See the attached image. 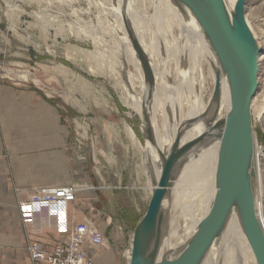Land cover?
I'll return each instance as SVG.
<instances>
[{
    "label": "rangeland",
    "instance_id": "obj_1",
    "mask_svg": "<svg viewBox=\"0 0 264 264\" xmlns=\"http://www.w3.org/2000/svg\"><path fill=\"white\" fill-rule=\"evenodd\" d=\"M114 1L0 0V82L36 90L57 106L71 133V148L83 154V183L119 187L111 196L99 194L97 205L99 210H104V216L97 219L96 225L92 223V227L105 232L101 246L113 251L118 264H127L126 250L130 246L131 235L144 215L152 193L147 172L144 171V162L147 163L144 157L148 146L153 143V120L156 119V125L160 126L163 114L168 110L166 101L159 111L160 85L172 88V107L178 110L181 107L184 114L189 108V99L194 101L196 90L180 83L188 64L182 62V66L179 64L177 68L174 55L163 56V71L156 70L159 72L155 73L152 67H148L154 75L150 71L146 76L144 66L138 62L140 69L137 72L121 44L122 34L114 23L117 21L113 22L118 14V3ZM132 2L134 4L130 5H134L137 14L143 16L136 18L132 15V22L144 24L146 29L142 32L144 30V37L148 39L156 27L153 19L144 23V18H149L154 11L151 1ZM245 6L248 24L260 42L258 52L263 53L264 0H246ZM171 22L172 34L167 35L168 40L173 35L178 37V26L174 20ZM132 24L130 19L123 24L127 35L133 32ZM133 50L136 51L135 48ZM156 60L154 57L149 64L157 63ZM198 67L194 66V71L186 73L193 85L199 81ZM139 75L142 85L138 84ZM200 75L204 80L200 90L201 101L205 103L214 87L212 71L205 61L202 62ZM257 83L251 113L257 150V215L264 225V62L258 68ZM147 90H150V95L145 101ZM147 110H150L149 115ZM96 170L99 175H96ZM182 177V184L177 188L180 195L176 198L174 194L171 205L175 206L173 201L177 199L182 207L191 199L193 187L189 186L192 177L190 180ZM106 216L111 219L109 225L104 221ZM113 228L118 237L111 232Z\"/></svg>",
    "mask_w": 264,
    "mask_h": 264
},
{
    "label": "bare ground",
    "instance_id": "obj_2",
    "mask_svg": "<svg viewBox=\"0 0 264 264\" xmlns=\"http://www.w3.org/2000/svg\"><path fill=\"white\" fill-rule=\"evenodd\" d=\"M116 1L118 3V5H116L118 8V14L116 13V16H114L113 22L117 21L114 23L118 25V30H120L119 33L121 32L120 34H122V37L119 38L121 40V44L124 45V47H121L126 49V53L129 55V59H132V62L134 63L138 73L140 69L138 62L144 66L143 71L145 72L146 76L150 71L153 74L154 72H159L156 70H162L164 68L163 56L168 58V56L174 55L176 60L175 66L177 68H179V64L182 66V62L187 63L188 68H185L186 73L188 71L190 72V70L192 71L194 66H199V81L197 84L193 85L192 79L187 76L188 73H183L184 75H182V77L180 76L181 78L179 77L180 83H182L183 85L185 84V86L187 85L188 87H194V90H196L195 99L194 101L189 99V102L187 103L189 108L187 107L185 114L180 109L181 107L179 108V110L178 108H173L174 106L172 104V88L167 85H164L165 88H162L160 85L159 90L161 92V104L159 107V111L163 109L166 101L168 102V110L163 114L162 120L160 121V126L156 125V119L153 120L155 123V125L152 126L153 132L151 131L153 135V143L148 146L145 154L146 157H144L146 158L147 162H144V171L147 172L149 184L153 189L160 176L164 161L171 153V151L175 149V140H177L178 142L177 147L180 148L190 142L201 139L198 144H196L187 153L176 160L173 167L175 180L169 182L167 197L163 204V218L159 230L158 244L153 260L157 262L163 260H173L185 250L194 234L196 233L200 222L209 213L215 197L217 159L221 138L218 133H210L209 130L213 124L225 118L229 113V84L225 70L222 68L208 38L195 19L192 11L180 0H150L152 6L151 9L153 8L154 11L153 13L151 11V15H149V18H144L146 20H144V23H149L148 20L151 21L153 19L156 27L153 28L154 31L153 33H150V37L148 39H145L144 37V30L146 29L144 28V24L137 23V21L136 23L135 21L132 22V15L136 18H143V16L137 14L138 11L137 9L135 10L134 5H130L132 3L134 4V2H132V0L131 3H129V0ZM235 2L236 0H221V3L229 16L234 14ZM244 17L252 35L254 48L256 50H259L260 42L255 36L252 28L249 26L245 14ZM127 19H130L131 23H133L131 25L133 27V32L129 35H127L128 32L126 33L123 28V24H125ZM172 20H174L176 22V25L178 26V37L173 35L171 39L168 40L166 39L167 35L172 34ZM148 25L150 26V24ZM142 29H144L143 32ZM158 32H160L161 34L159 33V35H156L158 34ZM135 41H137L136 44H133V42ZM134 48L136 49V51L133 50ZM181 50H183V52ZM135 53H137V55ZM160 53L164 55H162L161 57ZM178 53H180V56ZM154 57L157 59V63L150 62L149 64V61ZM121 58L123 59V57ZM204 61L207 63L209 69H211L214 78L213 90L210 91L208 99L205 103L201 101L200 94V90L203 87L204 81L203 77L200 75V70L202 62ZM121 62L123 64V61ZM257 62L258 68H260L264 62V52L259 54ZM148 67H152L154 72H152L153 70L151 69L149 71ZM216 82H218L219 90L215 94L214 90ZM142 83V78L139 75L138 84L142 85ZM163 83L165 84V81L162 82V85ZM170 84L172 85L171 82ZM166 87H169L170 89ZM149 95L150 90H147V92L145 93V101L148 100ZM180 96H182V94ZM254 100L255 97L251 103V111H253V104L255 103ZM135 101L133 102L135 104L139 102L138 100L137 102ZM147 113L149 115L150 110H147ZM256 158L257 150L254 141L253 154L249 166V176L255 202V211L257 215V206L259 203V185L257 173L255 170ZM187 174L188 176L186 177ZM182 176H184V178H187L188 180H190L192 177V179L190 180L191 185L189 186L193 187L191 191V199L182 207L179 205V202L176 199L175 201H173L175 203L174 206L173 204L171 205L172 197L174 196V194L176 195V198H178L180 195L179 189L177 188L182 184ZM257 218L264 233V225L261 223L258 215ZM130 256L131 242L129 248L126 250L128 264ZM200 264H256L243 230L239 208L236 203L231 207L222 228L216 235L212 245L206 252Z\"/></svg>",
    "mask_w": 264,
    "mask_h": 264
},
{
    "label": "crops",
    "instance_id": "obj_3",
    "mask_svg": "<svg viewBox=\"0 0 264 264\" xmlns=\"http://www.w3.org/2000/svg\"><path fill=\"white\" fill-rule=\"evenodd\" d=\"M70 136L61 112L47 98L0 82V264H32L28 247L33 242L53 248L66 242L73 225L87 230L103 218L99 194L111 196L119 187L83 183L84 157L71 148ZM36 198L65 201L67 208L49 217L34 210ZM104 221L111 223L109 216ZM86 249L97 264H118L106 247Z\"/></svg>",
    "mask_w": 264,
    "mask_h": 264
},
{
    "label": "water",
    "instance_id": "obj_4",
    "mask_svg": "<svg viewBox=\"0 0 264 264\" xmlns=\"http://www.w3.org/2000/svg\"><path fill=\"white\" fill-rule=\"evenodd\" d=\"M194 14L225 70L230 94L227 116L210 128L220 135L216 170V193L207 216L185 250L173 260L154 261L163 204L169 182L173 181L176 160L201 139L180 148L175 140L152 189L144 215L139 219L131 240L129 264H200L222 228L233 206L239 208L243 230L256 264H264V233L256 211L249 166L254 148L251 103L257 91L259 52L245 21V1L236 0L234 14L229 16L221 0H180ZM219 90L216 82L214 93Z\"/></svg>",
    "mask_w": 264,
    "mask_h": 264
},
{
    "label": "built area",
    "instance_id": "obj_5",
    "mask_svg": "<svg viewBox=\"0 0 264 264\" xmlns=\"http://www.w3.org/2000/svg\"><path fill=\"white\" fill-rule=\"evenodd\" d=\"M35 211H45L49 217H59L66 208L67 202L36 198L33 203ZM104 242V235L95 227L87 230L73 225L67 234L66 242L53 248H42L38 242L28 247L32 264H97L88 254L86 246L94 249Z\"/></svg>",
    "mask_w": 264,
    "mask_h": 264
}]
</instances>
